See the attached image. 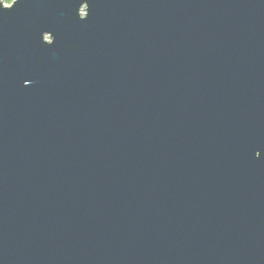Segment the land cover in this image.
Segmentation results:
<instances>
[{"label": "water", "instance_id": "obj_1", "mask_svg": "<svg viewBox=\"0 0 264 264\" xmlns=\"http://www.w3.org/2000/svg\"><path fill=\"white\" fill-rule=\"evenodd\" d=\"M0 264H264V0H0Z\"/></svg>", "mask_w": 264, "mask_h": 264}, {"label": "rangeland", "instance_id": "obj_2", "mask_svg": "<svg viewBox=\"0 0 264 264\" xmlns=\"http://www.w3.org/2000/svg\"><path fill=\"white\" fill-rule=\"evenodd\" d=\"M3 1L4 5L10 6L15 0H1Z\"/></svg>", "mask_w": 264, "mask_h": 264}]
</instances>
